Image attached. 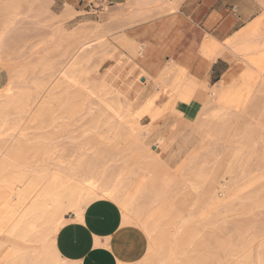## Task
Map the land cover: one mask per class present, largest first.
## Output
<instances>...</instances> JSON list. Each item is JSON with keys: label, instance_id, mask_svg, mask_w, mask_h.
Returning a JSON list of instances; mask_svg holds the SVG:
<instances>
[{"label": "bare ground", "instance_id": "obj_1", "mask_svg": "<svg viewBox=\"0 0 264 264\" xmlns=\"http://www.w3.org/2000/svg\"><path fill=\"white\" fill-rule=\"evenodd\" d=\"M156 1H163L167 14L177 13L183 2ZM236 3L242 5L246 26L225 40L205 34L200 54L214 61L231 53L234 61L258 74L256 91L260 94L264 92V37H260L264 0ZM29 4L30 0H0V63L7 60L10 76L8 86L0 90V264H63L54 247L56 234L68 222L81 218L98 199L116 202L123 211V222L147 234L148 253L137 264L250 263L252 243L245 236L249 226L237 228L235 240L224 239L214 221L221 215V180L241 175L252 187L260 179L249 168L264 169V111L251 110L249 101L256 93L241 88L239 73L222 77L215 89L208 88L207 79L190 74L173 59L162 64L158 50L156 59L150 61L156 50L154 41L138 43L124 33L117 47L143 55L142 66H134L129 74L138 73L137 80L143 77V84L152 82V87L160 88L157 103L165 98V113L158 122L168 116L173 122L181 119L189 124L176 153L167 155L174 141L167 134L169 129L157 131L158 122L150 134H118V127L110 121L92 126L95 134H55L72 126L76 116L80 120L84 116L87 99L82 90L87 83L78 77H83L82 69L91 58L89 40L101 27L93 24L89 30L82 23L61 37L57 33L55 39L60 42L53 38L56 43L44 58L20 64L16 60L23 51H6L5 37ZM150 5V0H138L142 10ZM66 15L69 19L73 13ZM66 43L69 46L62 53L67 63L58 69L51 54ZM38 49L33 47L30 52ZM170 63L177 70L172 76H162ZM114 87L111 76L100 83L104 92ZM92 90L95 94L96 89ZM138 98L146 103L143 95ZM133 104L134 99L126 94L120 105L129 108ZM131 115H135L133 110ZM202 115L206 119L199 120ZM247 117L254 120L252 126ZM198 121L200 126L218 121L209 130L222 141V151L193 156L197 150L190 148L202 146L194 141L198 134H193V124ZM58 139L80 140L79 146L68 156L60 155ZM189 153L184 161L183 155ZM246 201L250 202L244 215L264 210V196ZM207 207L213 215L204 222L198 217Z\"/></svg>", "mask_w": 264, "mask_h": 264}, {"label": "rangeland", "instance_id": "obj_2", "mask_svg": "<svg viewBox=\"0 0 264 264\" xmlns=\"http://www.w3.org/2000/svg\"><path fill=\"white\" fill-rule=\"evenodd\" d=\"M150 2L151 5L147 7V10H142L138 6V0H30L29 6L25 5L22 15L15 20V23L11 26V30L5 37L6 51H13L14 49V51H19L20 48L23 51V55L18 56V61L16 60L20 64L23 62L27 63L28 61L33 63L44 58L42 56L46 55V51L52 45H55L53 43L56 42H53V40L56 37L59 35L61 37L62 33L70 31L82 23H85L89 30L93 24L101 27L99 33L89 40L91 44V58L82 69L84 72L83 77H78V81H81L83 78L84 83H87L86 88L82 90L87 99L83 112L84 116L82 120L76 116L75 121L72 122L73 124L71 123L72 126L65 131L57 130L55 134H95L92 126L104 124L108 121L116 124L118 134H150L151 129H154L158 119L165 113V98L160 99L159 103H157L160 88L157 85L152 87V82L146 85L143 84L146 81L143 77L140 78V81L137 80L135 76H138V73L129 74L130 71L135 70L134 66L137 69L142 66L143 55L139 53L134 56L130 49L117 47L119 37L127 33L134 37L138 43H145L146 41H150L146 39L153 38V32L159 33V36H162L159 39L165 44L177 46L174 52L167 48L163 52L161 60L162 64H165L169 58L182 54L185 48L187 49L190 44L198 41L202 30L197 29V24L194 25L196 30H193L191 24L178 32L172 20L167 22L160 21V18L167 14L165 7H163L165 6L163 1L150 0ZM67 11L73 13L69 19L66 15ZM131 17L135 18L130 23L127 20ZM262 24V29L264 30V22ZM147 30L150 33L146 35ZM57 33H59L58 36ZM260 37H264V32L260 34ZM50 39L52 40L51 42ZM55 40L60 42V39L59 41L58 39ZM155 44L157 43L155 42ZM36 46L39 49L36 53L32 54L30 51ZM68 46L66 43L60 50L51 54L58 69L63 68L67 63V59L63 56L62 52ZM162 49V45L157 44L156 50L150 55H153L154 59L150 60L149 58V60L153 61L156 59L157 50L161 56ZM3 62L0 63V87L6 83L9 72L7 69V64L9 63L6 59ZM235 65L236 70L234 73H239L237 79L241 83V88L248 94L256 93L254 94L255 97L249 101V104L252 103L250 104L251 110L257 107L259 111H264V92L259 94L256 91L259 81L258 74L250 66L242 65L241 61L236 59ZM5 66L6 69L4 68ZM80 70L81 68L78 67L77 73ZM176 70L177 65L170 63L167 70L161 75L164 77L172 76ZM110 76L115 80V87L104 92L100 88V83L108 80ZM217 82V80H214L210 84L208 82V88L215 89L219 87L220 81ZM76 86H79V84ZM93 88L96 89L95 94L92 93ZM126 94H128L131 100L134 99V104L129 108L121 107L120 105L121 100ZM142 95L146 98V103L144 104L138 98V96ZM115 110L117 111L116 114L113 113ZM118 110L120 111L118 112ZM132 110L134 111V116L131 115ZM113 114L115 116H112ZM203 119H206L205 115H202L199 120ZM179 120L173 122L171 118L165 116L163 120L158 122L157 131L169 129L167 134L174 141L172 149L167 152V155L176 153L178 144L181 141L180 136L189 131V124H185L181 119ZM246 121H248L249 126L254 124V120L250 117H247ZM199 122L193 124V134H198L194 141L196 144H202V146L199 148L196 145L190 148V151L197 150L193 156H199L200 153L205 154L209 151H222V141L209 130L210 126L218 124V121H212L208 124L204 123L203 126H200ZM64 123L62 122V124ZM172 123H175L174 128H171ZM233 125L235 127L234 121ZM78 141L80 140L74 142L68 139H58L56 141L58 153L64 156L72 154L79 146ZM152 145L155 144L153 143ZM154 149L159 150L155 146ZM190 155L191 153L184 154L183 160L187 161ZM249 170L248 172H256L255 175L260 179L259 184L248 187V180L241 175L225 182L221 180L222 190L219 202L221 215L214 220L217 225L215 228L219 227L217 231L221 232L220 235L224 239L232 238L235 240L237 238V228L249 226L245 236L246 240L252 243L250 252L254 254L251 253L250 263L248 264H264V210L256 211L252 215H244L242 213L250 202L246 201V199L252 200L256 197L264 196V169L255 170L251 166ZM212 215L213 211L207 207L202 211L198 219L205 222ZM208 230L206 231L207 233L209 232ZM224 262L222 260L221 264H224Z\"/></svg>", "mask_w": 264, "mask_h": 264}, {"label": "crops", "instance_id": "obj_3", "mask_svg": "<svg viewBox=\"0 0 264 264\" xmlns=\"http://www.w3.org/2000/svg\"><path fill=\"white\" fill-rule=\"evenodd\" d=\"M241 7V3L237 4L236 0H183L177 13L166 14L160 21L172 20L178 32L191 24L196 30L194 25L197 24V29L202 32L198 41L171 59L186 66L190 74L207 79L209 84L234 73L236 65L231 53L226 52L214 61H209L200 54V49L207 34L225 40L246 26ZM149 33L147 30L146 35ZM152 36L146 40L162 45L161 59L166 48L172 52L176 50L177 46L160 40L162 36L159 33L153 32ZM149 58L154 59L153 55ZM9 80L8 73L7 81L0 90L8 86ZM74 220L65 224L54 239L56 253L63 264H137L148 253L147 234L140 227L123 222V211L112 200L93 201L81 218Z\"/></svg>", "mask_w": 264, "mask_h": 264}]
</instances>
